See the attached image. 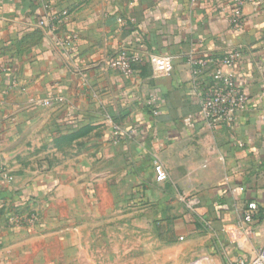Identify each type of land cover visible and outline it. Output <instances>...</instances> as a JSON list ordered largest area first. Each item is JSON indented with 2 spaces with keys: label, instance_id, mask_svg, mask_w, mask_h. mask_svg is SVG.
Masks as SVG:
<instances>
[{
  "label": "crops",
  "instance_id": "0c3cea01",
  "mask_svg": "<svg viewBox=\"0 0 264 264\" xmlns=\"http://www.w3.org/2000/svg\"><path fill=\"white\" fill-rule=\"evenodd\" d=\"M226 4L0 0V167L7 175L0 176V264H13L9 248L19 230L6 224L8 213L44 196H72L81 179L98 195L126 189L164 228L159 236L185 250L177 259L214 251L213 264H227L221 226L251 201L252 240L229 252L249 262L264 246V0L244 7L239 31L220 10ZM53 14L60 20L52 31L37 26ZM73 33L77 41L66 49L60 42ZM236 46L242 55L224 71L248 100L230 128L210 130L199 98L215 62ZM121 48L170 54L173 70L155 76L141 63L125 77L106 64ZM189 56L210 60L198 82ZM114 126L121 128L116 143L109 139ZM154 146L163 182L154 178Z\"/></svg>",
  "mask_w": 264,
  "mask_h": 264
},
{
  "label": "rangeland",
  "instance_id": "374dc122",
  "mask_svg": "<svg viewBox=\"0 0 264 264\" xmlns=\"http://www.w3.org/2000/svg\"><path fill=\"white\" fill-rule=\"evenodd\" d=\"M83 181L72 196L33 199L21 211L37 219L16 227L13 264H191L194 254L177 259L185 250L159 236L164 228L149 210L134 206L126 189L98 195Z\"/></svg>",
  "mask_w": 264,
  "mask_h": 264
},
{
  "label": "built area",
  "instance_id": "2783aa9c",
  "mask_svg": "<svg viewBox=\"0 0 264 264\" xmlns=\"http://www.w3.org/2000/svg\"><path fill=\"white\" fill-rule=\"evenodd\" d=\"M254 0H227L226 5H221L220 10L226 12V20L233 30H243L246 25L244 16V7L251 4ZM64 14V13H63ZM60 16L57 14L51 15L47 19H41L36 22L37 26H46L52 31ZM77 41L76 34H70L60 43L66 49H70ZM243 48L236 46L231 48L215 62V68L211 72V81L205 86L199 98V115L203 121L205 128L213 130L220 126L230 128L236 117V113L242 109L247 100V94L242 85L237 84L232 79V76L224 71L225 68L231 67L241 57ZM209 59L203 57L189 56L187 65L190 70L192 79L198 82L199 78L204 74ZM146 63L149 65L153 75L169 76L173 70L174 59L167 53L154 52H137L127 48H121L116 54L109 57L106 61L108 68L113 69L125 77L133 76L134 64ZM200 81V80H199ZM156 97L148 98V105L151 107L153 115L157 113ZM43 105H49L50 100L45 99ZM121 128L114 126V131L110 135V141L116 143L118 141ZM157 146H154V151L151 157V165L154 173V178L158 182H163L167 178V172L163 166L157 152ZM0 176L6 178V172L3 167H0ZM257 211V204L253 201L248 202L241 213V216L236 220H227L221 226L222 242L224 244V252L226 255L227 264H264V246L257 250L249 262L238 254L240 250L250 244L253 236L254 217ZM37 216L33 213L25 216L21 212H10L6 217V224L10 227H22L35 223ZM229 250H235L238 253H230ZM211 253L214 251L201 252L194 256L191 264H211Z\"/></svg>",
  "mask_w": 264,
  "mask_h": 264
},
{
  "label": "trees",
  "instance_id": "16d2710c",
  "mask_svg": "<svg viewBox=\"0 0 264 264\" xmlns=\"http://www.w3.org/2000/svg\"><path fill=\"white\" fill-rule=\"evenodd\" d=\"M140 64H141V63H140ZM143 64H144V63H143ZM145 64H146V63H145ZM135 65H136V64H134V67H135ZM254 219H255V217H254Z\"/></svg>",
  "mask_w": 264,
  "mask_h": 264
}]
</instances>
